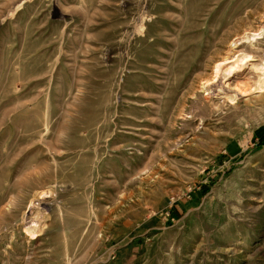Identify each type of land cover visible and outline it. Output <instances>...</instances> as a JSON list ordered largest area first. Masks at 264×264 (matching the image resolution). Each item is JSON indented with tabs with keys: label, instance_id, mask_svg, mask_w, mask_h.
<instances>
[{
	"label": "rangeland",
	"instance_id": "1",
	"mask_svg": "<svg viewBox=\"0 0 264 264\" xmlns=\"http://www.w3.org/2000/svg\"><path fill=\"white\" fill-rule=\"evenodd\" d=\"M261 127L264 0H0V264H264Z\"/></svg>",
	"mask_w": 264,
	"mask_h": 264
},
{
	"label": "trees",
	"instance_id": "2",
	"mask_svg": "<svg viewBox=\"0 0 264 264\" xmlns=\"http://www.w3.org/2000/svg\"><path fill=\"white\" fill-rule=\"evenodd\" d=\"M255 137L258 140L255 149H259L264 144V128L261 127L258 130H256Z\"/></svg>",
	"mask_w": 264,
	"mask_h": 264
},
{
	"label": "bare ground",
	"instance_id": "3",
	"mask_svg": "<svg viewBox=\"0 0 264 264\" xmlns=\"http://www.w3.org/2000/svg\"><path fill=\"white\" fill-rule=\"evenodd\" d=\"M218 68V66H217V64H216V66H215V72H214V77H215V74H216V70H218L217 69ZM213 76L209 79V80H206L207 82L209 81L210 83L209 84H211L212 83V81L211 80H213V78H214ZM36 216V215H35Z\"/></svg>",
	"mask_w": 264,
	"mask_h": 264
}]
</instances>
